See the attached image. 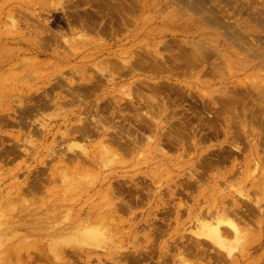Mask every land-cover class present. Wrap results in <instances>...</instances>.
<instances>
[{
  "label": "rangeland",
  "instance_id": "rangeland-1",
  "mask_svg": "<svg viewBox=\"0 0 264 264\" xmlns=\"http://www.w3.org/2000/svg\"><path fill=\"white\" fill-rule=\"evenodd\" d=\"M146 262L264 264V0H0V264Z\"/></svg>",
  "mask_w": 264,
  "mask_h": 264
},
{
  "label": "flooded vegetation",
  "instance_id": "flooded-vegetation-1",
  "mask_svg": "<svg viewBox=\"0 0 264 264\" xmlns=\"http://www.w3.org/2000/svg\"><path fill=\"white\" fill-rule=\"evenodd\" d=\"M72 1L75 2L77 0H72ZM64 24H66V22ZM78 85L80 86V83ZM93 86H95L93 83H89L87 85H86V83H82V87L83 88H89V87H93ZM80 94H81V96H79V99L83 100L82 99L83 98L82 96L84 95L83 92H81ZM173 94H175V93H173ZM160 99H161L160 100L161 103H166L167 104L168 109L173 114H175L177 111H180V110H185L186 111L185 113H183V115L182 114H178L176 116L174 115V119L178 120V119H181V117L185 118V121H181V123H183V125L185 127L187 126V128L189 130L191 129L192 132H194L193 128H198V131H200L202 129V128H200L198 126V124L194 123L193 119L203 118V117L208 119L210 115H215L214 112H212V113H207L206 112V116H198L196 114L197 110L193 109L194 106L191 105L190 103H184L183 107H182V102L184 101V99H181V97L177 96V95H171L169 93V94H166V95H162L160 97ZM84 102H86L87 111L89 110L90 116H89L88 120L82 121V123H83L82 125L79 122L78 123L79 125L77 126V128L78 127H82L81 128L82 131H84L86 129L88 134H96V133L98 134V132L96 131V122H95V120H98L101 117H103V118H105L107 120V121H105L106 123H110L112 125L115 124L114 125L115 128L117 127L118 129H114V131L121 129V133L122 134H124L125 136L130 135L132 138L134 136H137L138 139L139 138H143L144 136L147 135L148 130L151 129V128L149 129L147 127L148 123H145V124H144V122L140 123L138 121V118H137L136 114L132 112V107L133 106H134L135 109H138V108L142 109L143 107H141V103L137 104V102L134 101V103H136V104L132 105V103H130L132 107L130 106L127 111H123V112H119V111L114 109L115 115L116 116L119 115V117H121V118L120 119L115 118V120H113V121L111 120L110 121V118L113 117V115H111L113 112L107 106L102 107V111H104L107 114H105V113L102 114L101 110H99L98 107H94L93 105H91L89 100L86 99V100H84ZM46 103H47L46 100L44 102H42V104H46ZM40 104L36 103V105H40ZM145 106H147V105H145ZM184 106H187V108H185ZM123 108H127V107H123ZM31 110H33V109L30 107L28 109V111L31 112V115H35L36 113L34 111L32 112ZM144 112H146V111H140V113H144ZM184 115H186V116H184ZM217 115H215V116H217ZM16 122H19V119ZM25 122H32V121L28 119ZM186 122H188V124ZM102 124H103V122H102ZM204 125L206 126V128H209V126H210V125L207 126L208 125L207 123L204 124ZM175 129H179V128L175 127ZM175 129L173 131L174 135H172V137L170 138L171 142H169L167 145L170 146L175 151H180L182 144L180 143L179 137L175 133ZM190 132L191 131H187L185 133L189 134ZM210 132H213V131H211L210 129H209L208 132L202 131L201 135H206V134H209ZM77 135H80V133H77ZM81 136H83V135H81ZM141 189H142L141 192L134 191L131 195L130 194L126 195L128 198L125 201L128 203V205H132L133 206V205H138L139 202H145V200H146L145 196L148 195L149 192L144 190L143 187H141ZM179 189H180V191H183V193L185 195L186 194H188V195L190 194V191H185L183 188H179ZM134 190H135V188H134ZM164 213H166V211H164V210L162 212H160L161 215L159 217H157V222L158 223L156 225H154L153 229L165 230L166 228H168V225L171 224L170 221H172V217L169 216L170 214L164 215ZM172 214H173V212H172ZM152 223H154V222H152ZM143 264H150V262H146V263H143Z\"/></svg>",
  "mask_w": 264,
  "mask_h": 264
},
{
  "label": "bare ground",
  "instance_id": "bare-ground-1",
  "mask_svg": "<svg viewBox=\"0 0 264 264\" xmlns=\"http://www.w3.org/2000/svg\"><path fill=\"white\" fill-rule=\"evenodd\" d=\"M99 5V4H98ZM106 6V5H105ZM100 7V6H99ZM107 7V6H106ZM97 10V9H96ZM99 10V9H98ZM106 14V13H105ZM102 14H100V16H101ZM97 16V15H96ZM89 19V18H88ZM86 22H88V21H86ZM182 53V52H181ZM185 54V53H184ZM183 54V55H184ZM187 55V54H186ZM148 57V56H147ZM178 57H179V55H178ZM186 57V56H185ZM146 58V57H145ZM190 58V57H189ZM199 58V57H198ZM147 59V58H146ZM169 59V58H168ZM183 59V58H182ZM186 59H187V57H186ZM197 59V58H196ZM148 60V59H147ZM162 60V59H161ZM170 60V59H169ZM138 61V60H137ZM184 61V60H183ZM197 61V60H196ZM204 61V60H203ZM140 62V61H139ZM151 62V61H150ZM161 62V61H160ZM193 62V61H192ZM200 62V61H199ZM143 63H146L147 64V62H143ZM187 63H188V60H187ZM146 64H145V66H146ZM186 64V63H185ZM139 66V65H138ZM164 67H165V65H164ZM192 67V66H191ZM138 68V67H137ZM182 68V67H181ZM185 68V67H184ZM174 69V68H173ZM178 69V68H177ZM142 70V69H141ZM160 70V69H159ZM169 71H171V70H169ZM173 71V70H172ZM166 72V71H165ZM176 72V71H175ZM122 73V72H121ZM160 73V72H159ZM157 74V73H156ZM183 74V73H182ZM185 74V73H184ZM176 75V74H175ZM146 84V83H145ZM147 85V84H146ZM155 89V88H154ZM175 89V88H174ZM167 90H168V88H167ZM141 91V90H140ZM154 91V90H153ZM160 91V90H159ZM144 92V91H143ZM178 93V92H177ZM158 98V97H157ZM239 98V97H238ZM156 99V98H155ZM159 99V98H158ZM156 102V101H155ZM161 103V102H160ZM259 104V103H258ZM147 105V104H146ZM142 107V106H141ZM137 110V109H136ZM217 113V112H216ZM102 118V117H101ZM141 119H142V117H141ZM146 120V119H145ZM99 121V120H98ZM149 126V125H148ZM151 128V127H150ZM93 131V130H92ZM97 131V130H96ZM121 131V130H120ZM100 132V131H99ZM123 137V136H122ZM120 138V137H119ZM118 138V139H119ZM127 138V137H126ZM138 139V138H137ZM134 142V141H133ZM125 188V187H124ZM119 190V189H118ZM120 191V190H119ZM124 191V190H123ZM126 191V190H125ZM121 194V193H120ZM120 198V197H119ZM129 206V205H128ZM219 231V230H218ZM89 235V234H88ZM214 235V234H213ZM209 237V236H208ZM70 254V253H69Z\"/></svg>",
  "mask_w": 264,
  "mask_h": 264
}]
</instances>
